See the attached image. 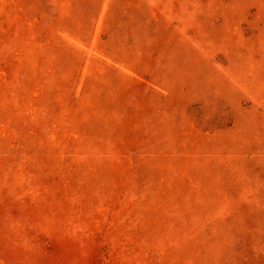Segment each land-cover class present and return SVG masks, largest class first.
<instances>
[{
  "label": "rangeland",
  "instance_id": "rangeland-1",
  "mask_svg": "<svg viewBox=\"0 0 264 264\" xmlns=\"http://www.w3.org/2000/svg\"><path fill=\"white\" fill-rule=\"evenodd\" d=\"M0 264H264V0H0Z\"/></svg>",
  "mask_w": 264,
  "mask_h": 264
}]
</instances>
